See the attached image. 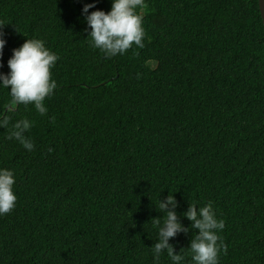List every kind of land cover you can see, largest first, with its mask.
<instances>
[{
  "label": "trees",
  "instance_id": "1",
  "mask_svg": "<svg viewBox=\"0 0 264 264\" xmlns=\"http://www.w3.org/2000/svg\"><path fill=\"white\" fill-rule=\"evenodd\" d=\"M85 3L111 9L0 0V72L27 38L59 57L45 115L0 88V168L14 171L17 196L0 216V264H153L158 199L171 193L186 228L189 205L211 203L224 221L219 264H264L259 0H146L145 47L111 59L89 44ZM25 118L33 151L7 139ZM195 232L169 239L182 264ZM160 264H171L166 253Z\"/></svg>",
  "mask_w": 264,
  "mask_h": 264
},
{
  "label": "clouds",
  "instance_id": "2",
  "mask_svg": "<svg viewBox=\"0 0 264 264\" xmlns=\"http://www.w3.org/2000/svg\"><path fill=\"white\" fill-rule=\"evenodd\" d=\"M95 7V3H85L81 10L92 48L111 59L126 54L133 45L139 49L145 47L144 16L138 13L137 9H145L146 0H111L109 11L100 9L89 11ZM2 25L0 22V26ZM6 43L5 34L0 30V59ZM58 59V55L48 49L43 40L27 38L21 46L12 50V55L7 61L9 71L0 72V88L7 89L12 101L17 105L32 104L39 114L45 115L48 109L44 101L57 88L51 70ZM0 67H3L2 63ZM7 125V119H0V128ZM32 126V122L26 118L16 121L7 139L17 141L27 151H33L35 145L25 135ZM14 185V171L0 168V216L10 213L16 206ZM178 207V201L172 193L163 201L158 199L159 212L166 215L153 221V227L158 235V239L151 246L153 264H160L164 253L171 264H182L184 257L180 254L181 251L175 253L169 239L190 229L198 230L188 247L192 264H219L221 251L227 254V246L222 241L218 243V233L224 229V221L217 218L211 203L203 207L189 205L185 212L179 214L191 222L190 228H186L179 222L178 213L175 211Z\"/></svg>",
  "mask_w": 264,
  "mask_h": 264
},
{
  "label": "water",
  "instance_id": "3",
  "mask_svg": "<svg viewBox=\"0 0 264 264\" xmlns=\"http://www.w3.org/2000/svg\"><path fill=\"white\" fill-rule=\"evenodd\" d=\"M259 9H260L261 17H262L263 24H264V0H259Z\"/></svg>",
  "mask_w": 264,
  "mask_h": 264
}]
</instances>
